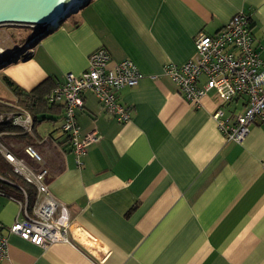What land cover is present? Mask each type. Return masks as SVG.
<instances>
[{
    "label": "crops",
    "instance_id": "obj_1",
    "mask_svg": "<svg viewBox=\"0 0 264 264\" xmlns=\"http://www.w3.org/2000/svg\"><path fill=\"white\" fill-rule=\"evenodd\" d=\"M240 12L251 16L264 59V0H90L33 43L26 59L0 64V101L10 105L19 99L7 80L26 93L45 84L48 98L68 74L84 73L100 48L110 67L129 59L144 75L118 93L131 109L129 124L84 94L80 131L98 140L82 167L61 129V104L36 120L27 145L11 143L25 145L24 158L28 145L41 156L31 167L48 171L44 183L71 215L68 243L42 248L10 236L11 264H264V126L255 122L243 143H228L212 118L214 97L195 107L163 72L193 60L196 37L215 35ZM243 105L234 102L228 114ZM19 202L21 188L0 176L5 227Z\"/></svg>",
    "mask_w": 264,
    "mask_h": 264
},
{
    "label": "built area",
    "instance_id": "obj_2",
    "mask_svg": "<svg viewBox=\"0 0 264 264\" xmlns=\"http://www.w3.org/2000/svg\"><path fill=\"white\" fill-rule=\"evenodd\" d=\"M75 14V13H74ZM252 18L243 12L232 19L213 36L199 34L195 39L196 57L182 65L167 64L163 72L179 87L185 99L195 107L204 97L212 95L219 104L212 114L225 140L241 144L250 133V126L259 122L264 126V59L255 48ZM43 34V33H42ZM35 43L30 41V46ZM30 48L17 53L18 60L29 56ZM19 52V49H14ZM4 51L0 49V59ZM108 52L100 48L88 58V68L80 76L68 74L66 82L58 85L48 96L50 104L63 106L62 131L68 136L78 167L88 148L97 142L95 133L83 136L76 111L83 106L84 94L93 92L101 108L113 115L122 124L132 121L131 109L121 104L118 93L126 88H135L144 75L131 60L127 59L110 67ZM205 78L204 85H200ZM242 100V109L229 115L228 107ZM9 114L4 121L30 134L34 130L32 115L20 109ZM26 153L35 161L42 162L33 147ZM0 153L13 167L14 174L22 177L37 190V201L30 211L28 193L21 188L25 202H19V215L15 222L5 227L0 221V264L10 263L9 237L14 235L38 247H47L57 242H69L71 215L64 202L54 198L44 183L46 169L33 170L29 164L16 157L0 142Z\"/></svg>",
    "mask_w": 264,
    "mask_h": 264
},
{
    "label": "trees",
    "instance_id": "obj_3",
    "mask_svg": "<svg viewBox=\"0 0 264 264\" xmlns=\"http://www.w3.org/2000/svg\"><path fill=\"white\" fill-rule=\"evenodd\" d=\"M8 85L11 86L18 95V101L17 104L19 106H22L24 110L28 111L34 120V123L36 120L39 119L40 116H44L47 112L50 110L52 111L54 109V105H50L48 102V99L45 98L46 94L49 92V87L45 84L41 85L40 87L33 90L31 93H26L24 90L20 89L19 87H14L13 83H11L9 80H7ZM12 107L9 103L5 101H0V113L10 110ZM21 128L11 125L10 123H3L0 124V140L4 143L3 145H6L7 148L11 153H13L18 158H24V155L22 154L24 146L19 147L18 149L13 147L12 144H27V139L29 135L24 133L21 134L22 131H20ZM12 146V147H11ZM26 149V148H25ZM25 151V150H24ZM26 158L24 160L29 164V166H32L31 163V157L25 152ZM27 157L30 159L28 160ZM35 163H41L34 161ZM35 171L36 170L33 167H31ZM0 176L12 181L16 185H18L20 188H23L26 190V192L29 194L30 198H33L36 196V191L34 187L31 184H28L24 181V179L20 176H16L13 173V167L6 161V159L3 157V155L0 153Z\"/></svg>",
    "mask_w": 264,
    "mask_h": 264
},
{
    "label": "water",
    "instance_id": "obj_4",
    "mask_svg": "<svg viewBox=\"0 0 264 264\" xmlns=\"http://www.w3.org/2000/svg\"><path fill=\"white\" fill-rule=\"evenodd\" d=\"M88 1L90 0H0V26H32L38 27V34L43 31L48 33L52 27L60 25ZM77 2H80L81 7L73 8ZM36 36L33 40H36Z\"/></svg>",
    "mask_w": 264,
    "mask_h": 264
},
{
    "label": "rangeland",
    "instance_id": "obj_5",
    "mask_svg": "<svg viewBox=\"0 0 264 264\" xmlns=\"http://www.w3.org/2000/svg\"><path fill=\"white\" fill-rule=\"evenodd\" d=\"M67 21H69V18ZM37 28L38 27L15 25V24H7V25L0 26V49L4 51V54H3L4 58L0 59V64L2 63L5 64L4 62L5 60L6 61L17 60L18 58L17 53H23L27 51L30 48V41H33V38L36 36V34H38V32L36 31ZM45 33L46 32L43 31V34L40 35V37L43 36ZM16 48L19 49V52L12 51L11 53H9V51L16 49ZM4 72H5L4 69L0 71V77L3 75ZM11 107L12 108L10 110H6L0 113L3 116L2 121H4L9 114H14L13 112H19L20 109H24L22 106H19L17 103H14L13 105H11ZM3 123H6V122H0V124H3ZM44 124L45 122L39 123L38 129L42 130L44 128ZM20 131L22 130L20 129ZM21 134L24 135L23 131L21 132ZM27 147H29V145Z\"/></svg>",
    "mask_w": 264,
    "mask_h": 264
},
{
    "label": "bare ground",
    "instance_id": "obj_6",
    "mask_svg": "<svg viewBox=\"0 0 264 264\" xmlns=\"http://www.w3.org/2000/svg\"><path fill=\"white\" fill-rule=\"evenodd\" d=\"M79 3H80V2H77V4L73 6V8H74V7H76V8L78 7V8H80L81 6L79 5ZM58 26H59V25H58ZM58 26H57V27H58ZM55 28H56V27H55ZM55 28L52 27L51 30H53V29H55ZM40 35H42V33L37 34L36 40H33V41H37V40L41 39L42 36L40 37Z\"/></svg>",
    "mask_w": 264,
    "mask_h": 264
}]
</instances>
